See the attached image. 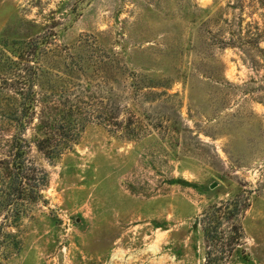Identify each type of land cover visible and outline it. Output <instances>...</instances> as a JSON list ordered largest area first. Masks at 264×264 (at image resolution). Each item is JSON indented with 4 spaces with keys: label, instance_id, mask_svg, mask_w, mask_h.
<instances>
[{
    "label": "rangeland",
    "instance_id": "374dc122",
    "mask_svg": "<svg viewBox=\"0 0 264 264\" xmlns=\"http://www.w3.org/2000/svg\"><path fill=\"white\" fill-rule=\"evenodd\" d=\"M48 35L120 61L138 138L91 124L59 159L33 148L43 201L0 264H204L198 219L233 200L230 264H264V0H0V39Z\"/></svg>",
    "mask_w": 264,
    "mask_h": 264
},
{
    "label": "trees",
    "instance_id": "16d2710c",
    "mask_svg": "<svg viewBox=\"0 0 264 264\" xmlns=\"http://www.w3.org/2000/svg\"><path fill=\"white\" fill-rule=\"evenodd\" d=\"M122 79L120 61L91 36L70 48L49 35L13 44L0 39V255L20 251L21 222L43 201L47 176L30 157L33 148L59 159L91 124L124 140L138 138L134 116L121 120L114 98ZM242 211L233 200L201 214L204 264L246 258L236 224Z\"/></svg>",
    "mask_w": 264,
    "mask_h": 264
}]
</instances>
